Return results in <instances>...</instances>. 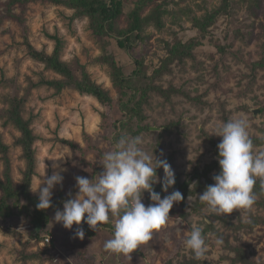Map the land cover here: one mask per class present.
<instances>
[{
	"label": "rangeland",
	"instance_id": "obj_1",
	"mask_svg": "<svg viewBox=\"0 0 264 264\" xmlns=\"http://www.w3.org/2000/svg\"><path fill=\"white\" fill-rule=\"evenodd\" d=\"M125 1L130 10L137 0ZM6 2L0 0V140L9 147L14 183L17 186L22 183L26 170L22 149L16 143L20 133L8 123L7 117L12 101L17 98L23 101L22 115L31 121L36 137L38 176L32 186L37 187L45 174L51 175L55 170L53 166L60 164L67 171L63 173V185L54 188L53 197L62 190H69L74 192V198L78 192L76 176L91 180L103 171L101 158L114 146L112 123L117 106L114 112L108 111L93 97L80 95L72 88L58 94L42 85L41 81L62 80V77L31 60L26 55L25 40L37 50L52 53L59 39L62 60L76 77L81 78L82 68H85L115 101L118 95L113 88L111 69L96 60L104 56L105 48L109 47L127 73L135 69L134 62L115 45L106 44L93 34L88 20L74 19V12L69 9L34 3L26 8L15 7L13 11L18 18L10 19L4 7ZM198 3H190L189 8L193 15L201 17L219 9L222 0ZM229 6V11L219 15L204 36L190 21V16L167 17L164 31L148 30L149 40L144 49L139 50L151 75L161 67L168 45L177 38L197 41L194 59L175 63L169 74L155 80V85L176 92L169 99L158 93L150 94L149 103L144 107L146 120L143 123L149 129L139 134L144 150L166 158L175 174H182L183 180L191 179L197 169L202 171L216 160L214 149L222 137L214 135L215 126L239 113H244L248 119L250 138L260 143L254 151H264V68L260 66L264 61V0H229ZM184 7V4L173 5L171 9L178 12ZM62 139L75 141L84 152L64 146ZM61 159L64 160L56 161ZM3 169L0 155V173ZM157 176L163 180L162 168L157 170ZM33 195L39 197L38 192ZM194 202V198H189L184 217L169 218L149 242L130 254L105 251V241L114 234L111 216L109 223L99 225L97 231L84 223L93 234L91 240L86 233L81 240L75 236L76 227L69 230L55 223L56 210H51L49 223L42 233L44 241L37 244L33 240V246L27 249L24 243L35 229L38 232L29 216L21 214L5 222L0 220V264H183L187 261L242 264L236 263L238 251L264 264V226L258 224L250 232L249 227H245L252 223V215L264 217L262 212L252 207L231 215L213 216L206 208L194 215ZM142 203L145 206L153 203L149 193H144ZM193 223L202 226L208 246L205 257L200 260L184 243ZM48 238L54 241V248L45 241Z\"/></svg>",
	"mask_w": 264,
	"mask_h": 264
},
{
	"label": "trees",
	"instance_id": "obj_2",
	"mask_svg": "<svg viewBox=\"0 0 264 264\" xmlns=\"http://www.w3.org/2000/svg\"><path fill=\"white\" fill-rule=\"evenodd\" d=\"M199 1L201 0H137L129 10L125 0H7L4 7L6 15L10 19H16L18 17L13 11L15 7L26 8L30 4L40 2L62 6L74 12V19L88 20L93 34L104 39L106 44L115 45L118 50L130 57L135 65V69L130 73H127L119 65L116 61L117 56L111 50L109 51V47L105 48V55L96 60V63L108 65L111 69L113 88L118 95V99L115 101L108 91L92 79L85 68H82L81 78L76 77L71 67L62 60V44L59 39H57L56 48L52 53H48L46 50H37L28 39L25 40L26 55L36 63L42 64L47 71L62 77V80L41 81L42 85L56 90L58 94L67 88H72L80 95L93 97L108 111L115 110L117 106V114L113 116L115 119L112 123L115 129L113 138L115 144L122 135L132 134L135 137L149 129L143 126V123L146 120L144 107L149 103L150 94L158 93L169 99L170 95L176 92L175 90H164L161 86L155 85V80L169 74L171 66L175 63H184L186 60L195 58L196 39L192 38L185 42L177 38L173 44L168 45L167 56L163 59L161 67L149 75L144 58L140 56L141 52L139 53V50H143L149 40L148 30L153 28L158 32H162L165 29L167 17H173L174 15L176 19L177 14H182L183 16H190V21L204 36L209 28L215 24L218 16L229 11V0H222L219 9L206 12L203 16L198 17L192 14L189 4H199ZM180 4H184L185 7L179 9L178 12L171 9V6H179ZM262 62L260 66L264 68V61ZM22 105L23 101L15 98L8 110L7 117L8 123L20 133V138L16 143L22 149V158L26 163V170L23 173L22 183L17 186L12 175L9 147L0 140V155L4 167L2 173H0V220L5 222L21 214H27L36 228L38 225L41 226L42 229L38 232L35 229L31 238L24 243V247L27 249L33 246L31 245L33 240L37 244L44 241L42 233L49 223L48 212L60 209L63 202L69 199V194L73 197L74 192L62 190L58 196L52 197L53 207L46 211L36 208L39 197L34 196L31 190V185L38 176L35 150L36 137L31 121L25 120L22 115ZM106 115L104 114L103 117L106 118ZM85 137L88 138L86 134ZM251 140L254 147L260 145L253 138ZM60 142L75 152H84L73 140L62 139ZM88 144L91 146L90 142ZM214 156L215 161L206 165L202 171L197 169L194 176L189 180H183L182 174L176 173V183L173 188L169 189L168 193L163 191L162 181L153 185L154 190L161 195V198L175 190H179L183 194L184 199L175 203L171 209L170 218H181L186 215V201L189 198L195 199L192 206L194 215H199L207 208L205 204L199 201L198 195L202 194L207 186L215 183L213 177L220 172L217 145L214 149ZM254 192L257 200L253 207L264 214V186L258 178ZM252 217V223L245 225V227H249V232L258 224L264 226V217L255 218L253 215ZM205 224L207 227H211L207 222ZM74 227L77 228L78 226L74 225ZM81 227L91 240L93 232L90 228L84 223ZM51 243L54 248V241H51ZM237 258L236 263L260 264L249 259L243 251L237 252ZM197 263L198 261H187L183 264Z\"/></svg>",
	"mask_w": 264,
	"mask_h": 264
},
{
	"label": "clouds",
	"instance_id": "obj_3",
	"mask_svg": "<svg viewBox=\"0 0 264 264\" xmlns=\"http://www.w3.org/2000/svg\"><path fill=\"white\" fill-rule=\"evenodd\" d=\"M248 127L244 113L215 126L214 135L222 137L217 146L220 172L213 177L215 183L198 195L213 216L251 209L257 200L254 192L257 178L264 186V151H254ZM143 144L142 136L122 135L112 150L103 154L101 173L91 180L76 176L78 192L74 198L69 194V199L63 202V210L56 209L55 223L69 230L78 226L75 236L83 240L82 223L97 231L99 225L109 223L110 216L113 217V237L104 243L105 251L111 253L130 254L149 242L153 234L167 224L174 204L181 202L184 196L175 190L161 198L154 190L153 185L161 182L158 169L164 171L162 187L165 193L176 183L175 172L166 158L149 154ZM53 167L52 174H45L37 187L31 185V190L39 193L36 208L41 211L53 207V190L63 185V173L67 171L60 164ZM145 192L153 202L147 206L142 203ZM184 243L197 260L203 259L208 251L203 228L197 223L191 225Z\"/></svg>",
	"mask_w": 264,
	"mask_h": 264
},
{
	"label": "built area",
	"instance_id": "obj_4",
	"mask_svg": "<svg viewBox=\"0 0 264 264\" xmlns=\"http://www.w3.org/2000/svg\"><path fill=\"white\" fill-rule=\"evenodd\" d=\"M45 241H46L47 243H49V242L51 243V239H49V238L46 239Z\"/></svg>",
	"mask_w": 264,
	"mask_h": 264
},
{
	"label": "water",
	"instance_id": "obj_5",
	"mask_svg": "<svg viewBox=\"0 0 264 264\" xmlns=\"http://www.w3.org/2000/svg\"><path fill=\"white\" fill-rule=\"evenodd\" d=\"M37 228H38V231H39V230H40V228H41V226H40V225H38V227H37Z\"/></svg>",
	"mask_w": 264,
	"mask_h": 264
}]
</instances>
